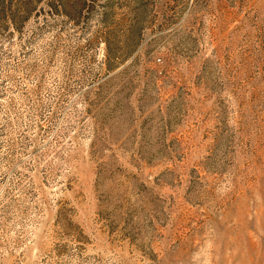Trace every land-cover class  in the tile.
Segmentation results:
<instances>
[{
    "label": "rangeland",
    "instance_id": "1",
    "mask_svg": "<svg viewBox=\"0 0 264 264\" xmlns=\"http://www.w3.org/2000/svg\"><path fill=\"white\" fill-rule=\"evenodd\" d=\"M0 264H264V0H0Z\"/></svg>",
    "mask_w": 264,
    "mask_h": 264
}]
</instances>
